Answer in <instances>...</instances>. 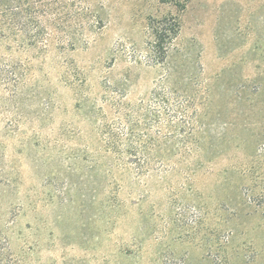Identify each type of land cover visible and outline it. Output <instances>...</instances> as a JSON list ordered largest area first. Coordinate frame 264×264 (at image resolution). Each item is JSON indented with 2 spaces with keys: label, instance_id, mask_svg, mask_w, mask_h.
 Wrapping results in <instances>:
<instances>
[{
  "label": "rangeland",
  "instance_id": "1",
  "mask_svg": "<svg viewBox=\"0 0 264 264\" xmlns=\"http://www.w3.org/2000/svg\"><path fill=\"white\" fill-rule=\"evenodd\" d=\"M46 4L0 35V264H264V0Z\"/></svg>",
  "mask_w": 264,
  "mask_h": 264
},
{
  "label": "trees",
  "instance_id": "2",
  "mask_svg": "<svg viewBox=\"0 0 264 264\" xmlns=\"http://www.w3.org/2000/svg\"><path fill=\"white\" fill-rule=\"evenodd\" d=\"M47 1L0 0V35L6 31L11 33L14 29L28 31L27 33L30 34L33 32V40L45 46L49 39L47 29L43 27L40 17L52 10L51 6L46 4ZM151 29L155 39L151 49L153 59L155 62L164 63L170 47L180 34L181 26L177 19L170 17L153 20Z\"/></svg>",
  "mask_w": 264,
  "mask_h": 264
}]
</instances>
